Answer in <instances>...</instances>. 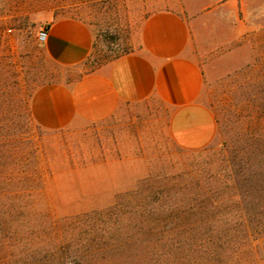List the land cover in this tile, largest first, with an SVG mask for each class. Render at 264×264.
<instances>
[{
  "label": "rangeland",
  "instance_id": "1",
  "mask_svg": "<svg viewBox=\"0 0 264 264\" xmlns=\"http://www.w3.org/2000/svg\"><path fill=\"white\" fill-rule=\"evenodd\" d=\"M196 1L0 0V63L13 65L32 86L72 80L133 48L147 11ZM63 17L94 29L76 65L53 60L36 38L41 26ZM226 19L215 17L214 33H226ZM207 34L195 29L199 100L214 118L212 139L198 149L177 146L167 130L169 108L154 97L126 103L102 121L63 128L56 141L43 140L45 155L59 148L61 163L42 170L32 209L0 226V264H168L144 254L139 233L136 244L114 240L102 257L82 255L63 220L114 206L136 226L189 230L165 238L190 242L189 264H264V0H254V31ZM41 130L30 116L35 143Z\"/></svg>",
  "mask_w": 264,
  "mask_h": 264
},
{
  "label": "crops",
  "instance_id": "2",
  "mask_svg": "<svg viewBox=\"0 0 264 264\" xmlns=\"http://www.w3.org/2000/svg\"><path fill=\"white\" fill-rule=\"evenodd\" d=\"M224 15L226 33H214L215 17ZM195 29L209 31L210 38L254 31V0H197L181 10L147 11L138 22L133 48L72 80L37 85L28 100L32 120L46 130L98 122L126 103L154 97L169 108L172 141L184 149L203 147L212 139L215 123L199 100L203 74ZM94 37L86 22L63 17L49 25L44 45L56 62L76 65L86 58Z\"/></svg>",
  "mask_w": 264,
  "mask_h": 264
},
{
  "label": "trees",
  "instance_id": "3",
  "mask_svg": "<svg viewBox=\"0 0 264 264\" xmlns=\"http://www.w3.org/2000/svg\"><path fill=\"white\" fill-rule=\"evenodd\" d=\"M35 87L26 79L21 81L13 65L0 63V226L2 227L12 224L13 213L30 212L33 205H30L29 198L38 186L42 170L45 167L57 168L61 163L59 148H53L45 155L43 140L56 141L63 128L38 131V136L42 139L41 143H35L29 134L28 100ZM57 146L58 143L55 142V147ZM38 151L44 154V159L39 156ZM122 209L114 206L107 210L76 214L64 219L62 226L70 236L76 237L82 247V255L85 256H101L108 245L115 243L114 240L124 245L136 244L134 242L137 241L132 239L133 234L139 233L138 236L143 237L139 245L145 248L143 250L146 256L154 253L162 263L189 264L190 242L165 240L178 233L186 237L190 234L189 230L181 227L136 226L127 219L130 217L129 214L128 217L120 215ZM156 236L157 241L150 240ZM109 239L113 241H108ZM65 246L63 244L64 248ZM212 258H216L215 253Z\"/></svg>",
  "mask_w": 264,
  "mask_h": 264
},
{
  "label": "built area",
  "instance_id": "4",
  "mask_svg": "<svg viewBox=\"0 0 264 264\" xmlns=\"http://www.w3.org/2000/svg\"><path fill=\"white\" fill-rule=\"evenodd\" d=\"M48 37V27L47 26H41L36 34V38L38 42H45Z\"/></svg>",
  "mask_w": 264,
  "mask_h": 264
}]
</instances>
